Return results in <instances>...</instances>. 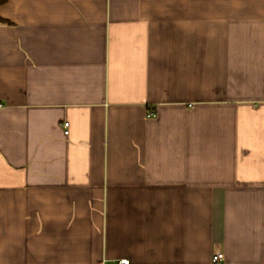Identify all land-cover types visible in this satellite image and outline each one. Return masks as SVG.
Segmentation results:
<instances>
[{
  "label": "crops",
  "instance_id": "1",
  "mask_svg": "<svg viewBox=\"0 0 264 264\" xmlns=\"http://www.w3.org/2000/svg\"><path fill=\"white\" fill-rule=\"evenodd\" d=\"M217 252L264 264V0H0V264Z\"/></svg>",
  "mask_w": 264,
  "mask_h": 264
},
{
  "label": "built area",
  "instance_id": "2",
  "mask_svg": "<svg viewBox=\"0 0 264 264\" xmlns=\"http://www.w3.org/2000/svg\"><path fill=\"white\" fill-rule=\"evenodd\" d=\"M153 112H150L152 114ZM68 122H64V133L68 134ZM223 259V254L217 252L213 254L212 256V264H221V261ZM118 264H129V261L127 259H122L118 262Z\"/></svg>",
  "mask_w": 264,
  "mask_h": 264
}]
</instances>
